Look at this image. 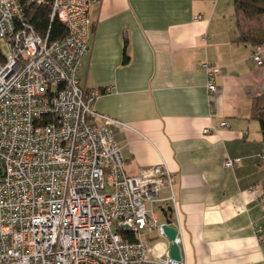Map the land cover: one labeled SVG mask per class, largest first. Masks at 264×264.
I'll return each mask as SVG.
<instances>
[{
    "label": "crops",
    "instance_id": "obj_1",
    "mask_svg": "<svg viewBox=\"0 0 264 264\" xmlns=\"http://www.w3.org/2000/svg\"><path fill=\"white\" fill-rule=\"evenodd\" d=\"M234 13L233 0H97L79 73L99 91L93 108L125 124L108 126L127 171H171L176 208L165 186L157 215L182 232L187 264H264V137L253 116L264 95L253 53L264 61V45L236 40ZM205 61L221 68L215 92ZM146 239L151 258L169 256L166 236Z\"/></svg>",
    "mask_w": 264,
    "mask_h": 264
},
{
    "label": "built area",
    "instance_id": "obj_2",
    "mask_svg": "<svg viewBox=\"0 0 264 264\" xmlns=\"http://www.w3.org/2000/svg\"><path fill=\"white\" fill-rule=\"evenodd\" d=\"M96 1L54 0L52 17L69 33L50 43L19 0H0V264H187L148 251L147 236H165L155 211L163 187L176 208L171 171L130 174L108 126L125 124L96 111L99 91L81 82ZM253 58L264 62L259 49ZM203 68L215 92L221 68ZM125 223L135 241L117 230ZM183 241L178 231L174 242Z\"/></svg>",
    "mask_w": 264,
    "mask_h": 264
},
{
    "label": "trees",
    "instance_id": "obj_3",
    "mask_svg": "<svg viewBox=\"0 0 264 264\" xmlns=\"http://www.w3.org/2000/svg\"><path fill=\"white\" fill-rule=\"evenodd\" d=\"M27 22L48 41L56 42L64 39L69 31L66 25L57 17H52V4L54 0H19ZM235 7V22L237 41L250 44L256 48L264 45V29L249 27L245 28L248 19L264 14V0H233ZM245 22V23H244ZM125 61H128L127 54ZM104 92V89L101 90ZM253 116L260 122L264 137V95L254 101ZM117 230L128 240L135 241L136 236L132 231L124 227Z\"/></svg>",
    "mask_w": 264,
    "mask_h": 264
},
{
    "label": "water",
    "instance_id": "obj_4",
    "mask_svg": "<svg viewBox=\"0 0 264 264\" xmlns=\"http://www.w3.org/2000/svg\"><path fill=\"white\" fill-rule=\"evenodd\" d=\"M171 210V208H169ZM165 216H167V212L164 213ZM172 222L171 220H167L166 223L163 224L164 230H165V236L168 238L170 242V247H169V256L175 259H182V254H181V248L180 245L174 242L175 237L178 234V229L171 225ZM125 228H128V224H123Z\"/></svg>",
    "mask_w": 264,
    "mask_h": 264
},
{
    "label": "rangeland",
    "instance_id": "obj_5",
    "mask_svg": "<svg viewBox=\"0 0 264 264\" xmlns=\"http://www.w3.org/2000/svg\"><path fill=\"white\" fill-rule=\"evenodd\" d=\"M245 23V22H244ZM249 27L264 29V14L260 16H256L254 18L248 19L245 28L248 29ZM2 50L4 52H7L9 50V47L6 43L2 44ZM155 211L158 212V208H155Z\"/></svg>",
    "mask_w": 264,
    "mask_h": 264
}]
</instances>
